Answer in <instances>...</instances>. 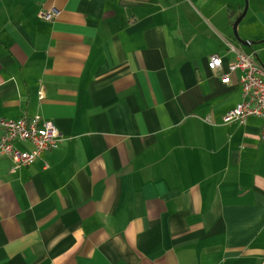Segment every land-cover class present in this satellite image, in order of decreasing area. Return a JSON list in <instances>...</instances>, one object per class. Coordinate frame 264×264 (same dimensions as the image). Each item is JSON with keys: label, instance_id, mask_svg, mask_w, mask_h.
Instances as JSON below:
<instances>
[{"label": "crops", "instance_id": "crops-1", "mask_svg": "<svg viewBox=\"0 0 264 264\" xmlns=\"http://www.w3.org/2000/svg\"><path fill=\"white\" fill-rule=\"evenodd\" d=\"M244 4L0 0V117L65 137L0 155V264H264L263 118L225 122L241 70L207 64L231 43L264 65V0L246 47Z\"/></svg>", "mask_w": 264, "mask_h": 264}, {"label": "built area", "instance_id": "built-area-1", "mask_svg": "<svg viewBox=\"0 0 264 264\" xmlns=\"http://www.w3.org/2000/svg\"><path fill=\"white\" fill-rule=\"evenodd\" d=\"M58 9L51 7L42 12L46 20L53 19L58 14ZM229 48L235 56L223 70V60L217 52L208 56V66L212 69H222L221 77L227 80L229 72L239 68L241 99L223 114L225 122L244 121L248 115H257L263 118L259 136L264 141V65L252 53H244L234 44L229 43ZM40 96L43 92L40 91ZM0 155H7L13 161V169L20 165L33 162L41 153L57 147L64 136L56 124L42 117L40 114L22 115L18 118L0 117ZM30 143L29 149L16 145L17 142Z\"/></svg>", "mask_w": 264, "mask_h": 264}, {"label": "water", "instance_id": "water-1", "mask_svg": "<svg viewBox=\"0 0 264 264\" xmlns=\"http://www.w3.org/2000/svg\"><path fill=\"white\" fill-rule=\"evenodd\" d=\"M247 4H248V0H245V4H244V8H243L242 12L234 19V21L232 23L234 36L243 45H250L251 43L255 42V40L250 41V40L243 39L242 37H240V35L237 31L238 23L240 22L241 18L243 17V15L246 12Z\"/></svg>", "mask_w": 264, "mask_h": 264}, {"label": "rangeland", "instance_id": "rangeland-1", "mask_svg": "<svg viewBox=\"0 0 264 264\" xmlns=\"http://www.w3.org/2000/svg\"><path fill=\"white\" fill-rule=\"evenodd\" d=\"M245 1V0H244ZM238 32H239V30H238ZM243 47H246L245 45H243Z\"/></svg>", "mask_w": 264, "mask_h": 264}]
</instances>
